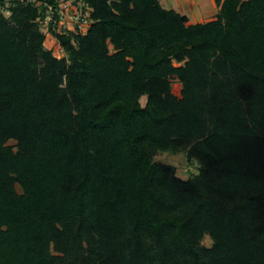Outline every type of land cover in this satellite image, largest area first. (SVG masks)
<instances>
[{
	"label": "trees",
	"instance_id": "obj_1",
	"mask_svg": "<svg viewBox=\"0 0 264 264\" xmlns=\"http://www.w3.org/2000/svg\"><path fill=\"white\" fill-rule=\"evenodd\" d=\"M83 1L56 57L0 0V264H264V0ZM179 150L197 174L153 159Z\"/></svg>",
	"mask_w": 264,
	"mask_h": 264
},
{
	"label": "rangeland",
	"instance_id": "obj_2",
	"mask_svg": "<svg viewBox=\"0 0 264 264\" xmlns=\"http://www.w3.org/2000/svg\"><path fill=\"white\" fill-rule=\"evenodd\" d=\"M72 1V0H71ZM79 0H73L76 2ZM162 7L166 9H174L175 11L187 16V23L189 22H205L215 17L218 12V8L213 0H160ZM2 12L7 16L9 11L2 9ZM40 29L46 32V26L40 25ZM46 47H51L53 53L56 56H62L63 53L59 52L58 44L47 33L44 41ZM180 83L177 80H172V91L174 94L179 95ZM146 96L143 95L140 98V103L144 105ZM9 144H14L13 141H9ZM154 161L168 164L173 167L174 172L181 178H187L193 174L199 172V163L195 159H188L186 152L179 150L175 152H161L159 151L154 156ZM17 190L20 191L19 187ZM212 243L211 238L208 235H204L200 241L201 245L210 246Z\"/></svg>",
	"mask_w": 264,
	"mask_h": 264
},
{
	"label": "built area",
	"instance_id": "obj_3",
	"mask_svg": "<svg viewBox=\"0 0 264 264\" xmlns=\"http://www.w3.org/2000/svg\"><path fill=\"white\" fill-rule=\"evenodd\" d=\"M30 1L36 6H43L41 11L43 14L37 17V22L39 28L40 25L46 26L47 31L44 32L45 34H50L49 28L58 33H85L91 25L92 20L89 17L91 8L83 0L76 2H73V0H54L55 5L46 0L42 2L39 0ZM58 50L63 53L59 45Z\"/></svg>",
	"mask_w": 264,
	"mask_h": 264
},
{
	"label": "crops",
	"instance_id": "obj_4",
	"mask_svg": "<svg viewBox=\"0 0 264 264\" xmlns=\"http://www.w3.org/2000/svg\"><path fill=\"white\" fill-rule=\"evenodd\" d=\"M160 1V0H159ZM218 8V7H217ZM186 16V15H185ZM187 17V16H186ZM213 19V18H212ZM208 21V20H207ZM189 23H194V22H189Z\"/></svg>",
	"mask_w": 264,
	"mask_h": 264
}]
</instances>
